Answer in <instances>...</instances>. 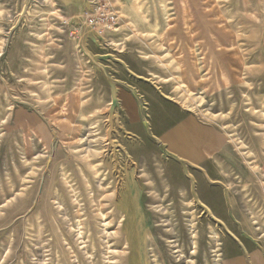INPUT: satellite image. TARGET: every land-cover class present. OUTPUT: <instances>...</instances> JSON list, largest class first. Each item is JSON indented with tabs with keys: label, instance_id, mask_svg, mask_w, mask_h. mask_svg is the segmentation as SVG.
<instances>
[{
	"label": "rangeland",
	"instance_id": "1",
	"mask_svg": "<svg viewBox=\"0 0 264 264\" xmlns=\"http://www.w3.org/2000/svg\"><path fill=\"white\" fill-rule=\"evenodd\" d=\"M88 1L0 0V264H261L264 0Z\"/></svg>",
	"mask_w": 264,
	"mask_h": 264
},
{
	"label": "built area",
	"instance_id": "2",
	"mask_svg": "<svg viewBox=\"0 0 264 264\" xmlns=\"http://www.w3.org/2000/svg\"><path fill=\"white\" fill-rule=\"evenodd\" d=\"M88 2L85 26L89 32L104 36L118 27V15L112 9L110 0H89ZM63 24L67 26L68 20L64 19ZM71 33L76 34V31L72 30Z\"/></svg>",
	"mask_w": 264,
	"mask_h": 264
},
{
	"label": "crops",
	"instance_id": "3",
	"mask_svg": "<svg viewBox=\"0 0 264 264\" xmlns=\"http://www.w3.org/2000/svg\"><path fill=\"white\" fill-rule=\"evenodd\" d=\"M110 33H111V32H110ZM91 34H92V33H91ZM219 149H220V148H219ZM216 150H218V148H216V149H209V152H210V153H216ZM240 259L243 260L242 257H241ZM257 260H258V259H257ZM241 262H242V261H241ZM260 263H261V264H264V262H262L261 260H260Z\"/></svg>",
	"mask_w": 264,
	"mask_h": 264
}]
</instances>
